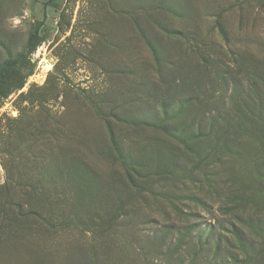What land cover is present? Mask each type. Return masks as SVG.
Listing matches in <instances>:
<instances>
[{
    "label": "rangeland",
    "instance_id": "374dc122",
    "mask_svg": "<svg viewBox=\"0 0 264 264\" xmlns=\"http://www.w3.org/2000/svg\"><path fill=\"white\" fill-rule=\"evenodd\" d=\"M0 264H264V0H0Z\"/></svg>",
    "mask_w": 264,
    "mask_h": 264
},
{
    "label": "trees",
    "instance_id": "16d2710c",
    "mask_svg": "<svg viewBox=\"0 0 264 264\" xmlns=\"http://www.w3.org/2000/svg\"><path fill=\"white\" fill-rule=\"evenodd\" d=\"M39 43V32L38 29H35L29 36L24 50L13 59H9L0 65V97H5L8 91L20 87L18 73L27 67L29 56L35 51Z\"/></svg>",
    "mask_w": 264,
    "mask_h": 264
}]
</instances>
